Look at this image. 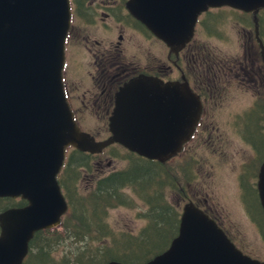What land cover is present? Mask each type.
<instances>
[{
    "label": "water",
    "instance_id": "95a60500",
    "mask_svg": "<svg viewBox=\"0 0 264 264\" xmlns=\"http://www.w3.org/2000/svg\"><path fill=\"white\" fill-rule=\"evenodd\" d=\"M221 6L252 12L264 61L257 27L264 0L126 1L130 14L172 49L191 37L201 12ZM69 24V0H0V198L26 201L0 211V264H23L34 233L61 223L68 205L57 175L67 147L98 153L118 142L140 156L163 161L180 150L198 120L200 103L187 84L140 76L117 93L106 138L95 139L82 130L62 84ZM162 98L167 99L166 116L153 115L149 109ZM258 188L264 210V161ZM142 264H264V260L238 249L214 220L186 203L177 235Z\"/></svg>",
    "mask_w": 264,
    "mask_h": 264
},
{
    "label": "flooded vegetation",
    "instance_id": "af4514ba",
    "mask_svg": "<svg viewBox=\"0 0 264 264\" xmlns=\"http://www.w3.org/2000/svg\"><path fill=\"white\" fill-rule=\"evenodd\" d=\"M126 1L70 0L71 15L64 41L62 84L74 121L83 129L80 123L86 119V114H90L105 124L103 138L107 137L110 134L107 124L116 104L117 93L126 83L145 76L163 82L187 84L200 103L197 124L180 150L163 161L145 158L114 142L99 153L80 151L87 156L89 154L91 163L65 171L70 154L72 157L75 153L73 150H77L69 146L57 175L61 191L64 195L59 179L62 176L70 179L74 175L79 176L78 183H71L75 191L79 192V183L83 179L88 181L84 189L91 191L100 178L113 173L115 175L127 167V154L157 161L163 169L159 191L161 199L175 207L179 213V222L184 205L193 203L208 214L228 238L243 250L236 237L238 232L233 230L224 213L209 199L202 184L203 174L211 177L207 167L208 156L212 154L224 158L227 155L226 125L244 141L245 147L241 154L236 152L241 156L237 167L240 197L247 216L260 231L261 225L257 220L262 221L264 214L258 188L259 173L264 161V61L255 36V25L253 23L252 29L248 30L243 18H220V12L225 7L208 8L198 15L192 35L186 43L172 49L130 14ZM230 22L233 23L229 25ZM230 26L243 35L241 39L246 37L242 41L245 47L242 54L230 56L211 44L212 41L226 43L230 40ZM257 26L264 44L263 24ZM233 85L242 93H251L249 105L232 108L230 102H226V89ZM157 102L158 106H153L149 111L153 115L166 116L167 99L162 98L154 103ZM248 131L252 136L248 135ZM90 133L99 139L96 134ZM113 145L114 153H111L112 157H109L106 165L118 160L126 163L122 168L107 172L102 169L100 157ZM127 193L134 198L132 191ZM12 200L16 203L22 201L20 198ZM145 210L138 214L142 219L141 214Z\"/></svg>",
    "mask_w": 264,
    "mask_h": 264
},
{
    "label": "trees",
    "instance_id": "16d2710c",
    "mask_svg": "<svg viewBox=\"0 0 264 264\" xmlns=\"http://www.w3.org/2000/svg\"><path fill=\"white\" fill-rule=\"evenodd\" d=\"M258 19L264 29V9L259 12ZM73 151L75 153L72 157L70 154L65 171L91 163L89 154ZM126 157L127 167L115 175L100 178L85 196L71 186V183L79 182V176L74 175L70 179L62 176L59 179L69 205L68 212L62 218V231L55 228L36 232L23 264H104L110 260L141 264L167 248L177 234L179 213L171 203H164L161 199V164L132 154ZM128 191H132L146 206L141 214L146 224L136 235L122 232L121 237L112 243H105L103 240L110 233L106 221L109 210L120 205H133L134 199ZM22 204H25L24 200L16 203L11 198H0V211ZM257 222L264 235V214L262 221ZM161 241L166 242L164 247ZM60 245L64 248L58 256L56 252Z\"/></svg>",
    "mask_w": 264,
    "mask_h": 264
},
{
    "label": "rangeland",
    "instance_id": "374dc122",
    "mask_svg": "<svg viewBox=\"0 0 264 264\" xmlns=\"http://www.w3.org/2000/svg\"><path fill=\"white\" fill-rule=\"evenodd\" d=\"M220 14V18L224 19L230 18L235 20L243 18L246 22L248 30L252 29L253 23L255 25L253 14L249 19L248 15H244V13H240L229 8L223 9ZM257 20L259 19L257 18ZM232 23L233 22H230L229 25ZM230 36L231 39L226 43L212 41L211 44L218 50L227 52L230 56H233L234 54H242L245 49L244 42L242 41H245L246 37L244 36L245 38L241 39V36L243 35L236 32V30L231 26ZM225 97L226 102H230L232 108L247 106L250 104L252 99L251 93H242L234 85L226 89ZM85 118L86 119L80 123L81 127L88 132L96 134L97 138L103 139L105 136V133H103V127L105 124L98 122L97 118H92L90 114H86ZM100 127L102 129H99ZM224 129L227 133V138L225 139L228 147L227 155L224 158H217L212 154L208 156L207 167L211 171V177L208 178L206 177V174H203L204 183L202 185L208 193L209 199L224 213L228 221L233 226V230L238 232L236 237L239 240L238 243L240 247L251 256L264 259V235L260 234L258 227L247 216L246 210L241 201L240 187L237 180V167L241 160L240 154L245 147L243 144L244 141L239 136L233 134L232 130L227 128L226 125L224 126ZM97 131H100V133ZM248 135L252 136L251 132L249 133L248 131ZM237 151H239L240 154H236ZM111 153H114V145L110 146L109 149L106 150L100 157L102 159V169L107 172L114 170V168H122L126 163L124 160H118L115 162L113 161L109 166H107L106 163L109 160V157H112ZM86 181L83 179L79 183V194L81 196H85L87 193L84 189ZM133 199V206L131 207L118 206L109 210L106 221L108 223L110 233L109 237L103 240L105 243H112L114 239L121 237L122 232L136 235L146 224V220L138 216L140 212L146 209V206H143L142 202L135 196ZM57 230L62 231V228L57 227ZM158 242L159 240H157V243ZM161 242L164 247L166 242ZM63 248V245L57 247L58 252H56V255L60 256V251Z\"/></svg>",
    "mask_w": 264,
    "mask_h": 264
},
{
    "label": "bare ground",
    "instance_id": "6f19581e",
    "mask_svg": "<svg viewBox=\"0 0 264 264\" xmlns=\"http://www.w3.org/2000/svg\"><path fill=\"white\" fill-rule=\"evenodd\" d=\"M263 10V9H260L259 12ZM259 12L257 13V18H258V15H259ZM259 22V20H257ZM258 22H257V25H258ZM256 23V22H255ZM255 27H256V24H255ZM258 27V26H257ZM258 36H259V33H258ZM260 37V36H259ZM57 228V227H56ZM55 229V228H54Z\"/></svg>",
    "mask_w": 264,
    "mask_h": 264
}]
</instances>
